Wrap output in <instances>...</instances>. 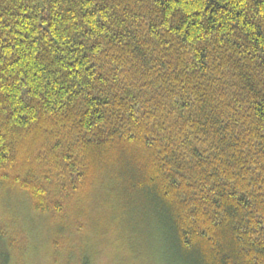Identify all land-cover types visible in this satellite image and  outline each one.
Segmentation results:
<instances>
[{
    "label": "trees",
    "instance_id": "obj_1",
    "mask_svg": "<svg viewBox=\"0 0 264 264\" xmlns=\"http://www.w3.org/2000/svg\"><path fill=\"white\" fill-rule=\"evenodd\" d=\"M3 191L50 219L56 264L114 230L155 261L264 264V0H0ZM23 239L0 225V264Z\"/></svg>",
    "mask_w": 264,
    "mask_h": 264
},
{
    "label": "rangeland",
    "instance_id": "obj_2",
    "mask_svg": "<svg viewBox=\"0 0 264 264\" xmlns=\"http://www.w3.org/2000/svg\"><path fill=\"white\" fill-rule=\"evenodd\" d=\"M34 214L35 213L31 210L29 211L24 195L11 191H3L0 194V225L4 226L6 230L20 231L24 238V242L21 240L22 243L25 244L26 241V244L28 245L23 257L13 256L21 259L16 264H56L52 260L53 256L50 250V236L52 230L50 229V225L52 222L45 215L37 216ZM33 215L35 217H33ZM20 219L22 221H20ZM124 221L125 220H120L122 230L128 223L127 220L126 222ZM114 227V222L109 221L108 228L113 229ZM26 231L28 233H26L27 235L25 237ZM7 234L12 236L11 233ZM124 235L123 237H120V231L114 230L109 231L105 236H100L98 238V257L96 259V264H172L169 263V261H166V259H159L157 257L155 261L154 256V259L145 256L144 252H142V244L138 241L135 242L134 239L131 240L124 238ZM12 237H14L13 240L15 244H18L20 238L17 236ZM75 237L78 239L79 236L75 235ZM130 244H132V247H134L135 250H138L144 258L137 259V262L136 258H133L130 255L132 254ZM64 254L65 252L61 253L59 256V262L63 259ZM142 256H140V258Z\"/></svg>",
    "mask_w": 264,
    "mask_h": 264
}]
</instances>
